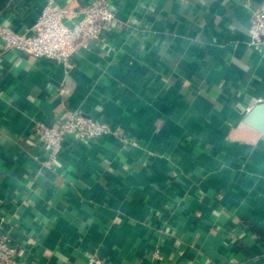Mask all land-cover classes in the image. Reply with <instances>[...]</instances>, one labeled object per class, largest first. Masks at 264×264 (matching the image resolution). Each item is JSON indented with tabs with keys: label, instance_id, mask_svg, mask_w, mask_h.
<instances>
[{
	"label": "crops",
	"instance_id": "crops-1",
	"mask_svg": "<svg viewBox=\"0 0 264 264\" xmlns=\"http://www.w3.org/2000/svg\"><path fill=\"white\" fill-rule=\"evenodd\" d=\"M107 1L112 25L69 68L0 44V234L17 264H264V0ZM44 4L9 0L0 26L31 32ZM68 111L115 134L67 138L46 165L34 125Z\"/></svg>",
	"mask_w": 264,
	"mask_h": 264
},
{
	"label": "built area",
	"instance_id": "built-area-1",
	"mask_svg": "<svg viewBox=\"0 0 264 264\" xmlns=\"http://www.w3.org/2000/svg\"><path fill=\"white\" fill-rule=\"evenodd\" d=\"M55 0H45L31 32H17L0 26V44L4 50H17L35 57H47L69 68L71 57L80 45L99 38L102 29L112 25L114 13L107 0H89L86 4L68 3L54 6ZM250 43L259 48L264 43V8L255 12ZM263 37V39H261ZM36 139L45 152V164L50 165L57 157L62 142L67 138L88 141L101 135H113L115 129L107 122L92 116L68 111L51 124L36 122ZM16 249L8 232L0 234V264H17ZM161 259L158 250L152 253L150 264ZM93 264H106L99 258Z\"/></svg>",
	"mask_w": 264,
	"mask_h": 264
},
{
	"label": "trees",
	"instance_id": "trees-1",
	"mask_svg": "<svg viewBox=\"0 0 264 264\" xmlns=\"http://www.w3.org/2000/svg\"><path fill=\"white\" fill-rule=\"evenodd\" d=\"M8 4L9 0H0V11L4 10Z\"/></svg>",
	"mask_w": 264,
	"mask_h": 264
},
{
	"label": "water",
	"instance_id": "water-1",
	"mask_svg": "<svg viewBox=\"0 0 264 264\" xmlns=\"http://www.w3.org/2000/svg\"><path fill=\"white\" fill-rule=\"evenodd\" d=\"M263 126H264L263 123H260L256 128H257V129H258V128H259V129H260V128L263 129ZM263 130H264V129H263Z\"/></svg>",
	"mask_w": 264,
	"mask_h": 264
}]
</instances>
